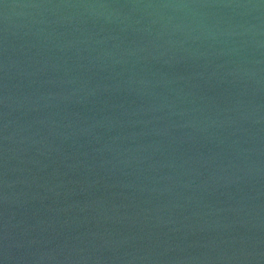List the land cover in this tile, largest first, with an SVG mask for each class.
<instances>
[{
  "label": "water",
  "instance_id": "1",
  "mask_svg": "<svg viewBox=\"0 0 264 264\" xmlns=\"http://www.w3.org/2000/svg\"><path fill=\"white\" fill-rule=\"evenodd\" d=\"M0 264H264V0H0Z\"/></svg>",
  "mask_w": 264,
  "mask_h": 264
}]
</instances>
